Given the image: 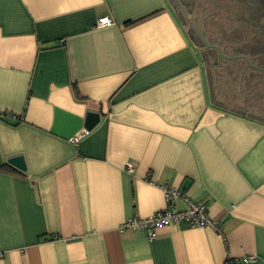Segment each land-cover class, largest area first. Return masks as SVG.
<instances>
[{"label": "crops", "instance_id": "0c3cea01", "mask_svg": "<svg viewBox=\"0 0 264 264\" xmlns=\"http://www.w3.org/2000/svg\"><path fill=\"white\" fill-rule=\"evenodd\" d=\"M194 1L0 0V264H264V37L212 42ZM164 185L218 231H119Z\"/></svg>", "mask_w": 264, "mask_h": 264}, {"label": "built area", "instance_id": "2783aa9c", "mask_svg": "<svg viewBox=\"0 0 264 264\" xmlns=\"http://www.w3.org/2000/svg\"><path fill=\"white\" fill-rule=\"evenodd\" d=\"M112 25V21L107 17H102L97 20L96 27H108ZM86 132V131H84ZM82 133V135L84 134ZM77 139H73L72 142H76ZM128 172H131V168H127ZM164 193L165 209L157 211L153 215L147 218H132L125 221L119 227V231L130 230L139 231L144 233L149 241H153L157 238V230L165 226L184 228H196L207 227L218 231V226L215 222L211 221L207 215L205 205L199 202L192 201L184 198L185 208L177 210L170 208L175 200L183 197L177 189L164 185L161 187ZM245 262H253L252 258L245 259Z\"/></svg>", "mask_w": 264, "mask_h": 264}, {"label": "rangeland", "instance_id": "374dc122", "mask_svg": "<svg viewBox=\"0 0 264 264\" xmlns=\"http://www.w3.org/2000/svg\"><path fill=\"white\" fill-rule=\"evenodd\" d=\"M194 2L192 13L187 10L189 23L193 22L194 15L197 14L196 19L200 18L208 24L207 29L211 32L212 42L219 40V37H244L245 40L247 39L245 37L248 39L264 37V26L258 28L242 21L243 9L245 8L244 11L253 10V7L247 6L242 0H195ZM189 26L192 27L190 24Z\"/></svg>", "mask_w": 264, "mask_h": 264}, {"label": "water", "instance_id": "95a60500", "mask_svg": "<svg viewBox=\"0 0 264 264\" xmlns=\"http://www.w3.org/2000/svg\"><path fill=\"white\" fill-rule=\"evenodd\" d=\"M196 34H198V33L196 32ZM206 47H207V45H206ZM210 47H214V46H210ZM219 55H221V54L219 53ZM221 56H223V55H221ZM237 57L245 58L244 56H236L233 58H237ZM224 58H227V57H224ZM233 58H227V59H233ZM247 66H251V65L247 62ZM251 67L259 69V68L254 67V66H251ZM259 70H261V69H259ZM261 71H263V70H261ZM101 116L102 115L100 113H97V112H87L86 117H85V122H84V131L89 132L92 129H94L99 124ZM7 162L10 166L17 169L18 171L25 172V164H24L23 158L21 156L12 157Z\"/></svg>", "mask_w": 264, "mask_h": 264}, {"label": "trees", "instance_id": "16d2710c", "mask_svg": "<svg viewBox=\"0 0 264 264\" xmlns=\"http://www.w3.org/2000/svg\"><path fill=\"white\" fill-rule=\"evenodd\" d=\"M246 5L249 7H253V10L256 9L255 12H253L252 9H249V11L248 10L244 11L245 8L243 9V12H245L248 16L251 17V21H253L252 25H254L255 27H258V28L263 27L264 26V18H263V20L261 19L262 23L259 21V19L262 18V16L264 15V7H262L261 0H250L248 3H246ZM250 10L252 11L251 13H250ZM251 21H249V22L251 23ZM254 45H256V43H254ZM259 46L261 47V44H259ZM263 46H264V41H263ZM0 120L13 123L12 121L7 120L6 113L0 112ZM14 123H16V121H14Z\"/></svg>", "mask_w": 264, "mask_h": 264}, {"label": "flooded vegetation", "instance_id": "af4514ba", "mask_svg": "<svg viewBox=\"0 0 264 264\" xmlns=\"http://www.w3.org/2000/svg\"><path fill=\"white\" fill-rule=\"evenodd\" d=\"M261 4H262V7H264V0H261ZM252 8V7H251ZM263 18H264V15L262 16V20H263Z\"/></svg>", "mask_w": 264, "mask_h": 264}]
</instances>
